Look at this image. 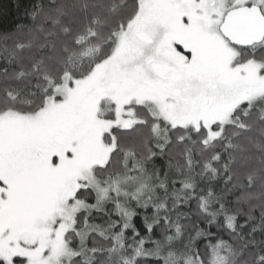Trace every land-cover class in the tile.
I'll use <instances>...</instances> for the list:
<instances>
[{"label": "trees", "instance_id": "1", "mask_svg": "<svg viewBox=\"0 0 264 264\" xmlns=\"http://www.w3.org/2000/svg\"><path fill=\"white\" fill-rule=\"evenodd\" d=\"M140 2L0 0V117L6 113L37 114L48 103L55 85L90 74L113 54L117 33L136 18ZM236 47L239 63H264V41ZM127 107L133 110L136 122L105 133L104 142L113 146L106 161L93 172L102 181L126 178L121 182L123 193H112L98 207L76 214L75 228L67 233L66 241L81 255L74 256L71 264L77 260L99 264L95 254L87 251L94 246L115 247L100 258L104 264H162L146 260V252L162 255L167 264H200L194 254L197 247L205 264H257L255 257L264 250V99L241 104L231 121L224 125L216 122L209 128L173 126L144 104ZM114 116L113 111L106 114L110 119ZM211 130L218 135L212 137ZM89 188L79 199L97 204V192ZM137 201L149 205L147 212L135 206ZM125 211L139 213L134 223L142 234L141 217L147 215L149 222L158 220L152 238L160 244L141 248L138 240L131 238V229L119 236V228L114 229L112 222L118 220L122 227L127 221ZM165 215L170 223L163 221ZM230 216L236 217L235 232L226 226ZM245 221L248 226L241 230L239 225ZM167 235L173 237L171 244ZM192 238H196L195 245ZM16 262L25 260L17 257ZM0 264L5 263L0 260Z\"/></svg>", "mask_w": 264, "mask_h": 264}, {"label": "rangeland", "instance_id": "2", "mask_svg": "<svg viewBox=\"0 0 264 264\" xmlns=\"http://www.w3.org/2000/svg\"><path fill=\"white\" fill-rule=\"evenodd\" d=\"M252 4L264 10V0H141L132 28L117 33L113 54L90 74L55 85L48 103L37 114L0 117V128L5 130L27 131L47 123L50 135L44 166L62 177L55 191L25 198L7 167L0 173L7 185L0 189V260L5 264H71L77 250L69 247L67 233L75 228L73 221L80 210L93 208L85 207L89 203L81 200L78 211H73V201L65 202L63 197L74 180L64 176L81 177V182L96 190L97 200L123 193L121 182L126 178L102 181L93 172L106 161L113 146L104 142L105 133L136 122L129 104L147 105L173 126L209 128L216 122L231 121L241 104L264 99V63H239L238 48L220 30L229 10ZM183 43L202 66L180 86L171 81H180L191 67L180 65L179 59L185 61V57L177 48ZM160 71H166V76ZM199 76L202 79L197 81ZM110 111L114 119L106 117ZM218 133L211 130L212 137ZM71 153L75 156L70 158ZM52 154L61 156V169H52ZM99 189H106L107 195ZM62 223L72 225L63 241L57 233ZM17 257L25 262L17 263Z\"/></svg>", "mask_w": 264, "mask_h": 264}, {"label": "snow or ice", "instance_id": "3", "mask_svg": "<svg viewBox=\"0 0 264 264\" xmlns=\"http://www.w3.org/2000/svg\"><path fill=\"white\" fill-rule=\"evenodd\" d=\"M231 13H229V16ZM137 16H139V13H137ZM135 17L133 20L128 22V29L130 30L132 28L133 23L135 22ZM121 27H124L122 24ZM177 52L181 55H184L186 61H194L195 56L191 49L186 48L183 44H180L177 48ZM50 135V129L49 125L47 123H43L41 125H38L37 127L27 130V131H21L18 129H8L5 130L3 128H0V173H2L7 167V171L9 176L12 179V182L16 185L19 192L24 196L25 198H39L40 196L55 191L58 187V182L61 180V174L60 173H54L51 171V169L46 168L45 162L48 159V154L45 153L44 148L46 145V142L48 140V137ZM113 141H115L116 137H112ZM75 153H71L70 158L74 157ZM216 159H219V155L216 156ZM105 165H101V167H104ZM51 167L52 169H61V156L59 154H52L51 155ZM65 180L73 181L70 182L68 186L67 193L64 195L63 199L65 202L68 200L73 201L72 209L73 211H78L77 205H81L82 201L79 199V195L82 193H86L90 190L89 185L86 183L81 182L82 178L77 176L75 178L64 176ZM175 183V181H173ZM249 183L251 184V180H249ZM7 185L5 184V181L3 179H0V189L6 188ZM184 187L191 188L192 185L185 184ZM100 192H103L104 195H107L106 189H99ZM211 190H209V195H211ZM0 198H3V192L0 191ZM104 197L101 196L97 200V203H99L100 199H103ZM201 200H203V197H201ZM137 208H143L145 212H147L149 205L147 203L141 204L139 201H137L136 205ZM85 207L88 208H94L96 207L95 204H89L85 205ZM153 208H155V205H152ZM160 207H163L161 205ZM203 208V204L201 205ZM221 208L224 207L223 204L220 205ZM117 208H119V204H117ZM125 216L127 217V221L123 223L122 227H119L120 221H113L112 227L114 229L119 228V236H123L125 233V230L131 229L132 230V239L138 240L140 247L143 248L145 244L150 245H159L160 240L153 239V233L157 226L159 225V221L149 222V217L147 215H144L141 217L143 220V229L144 234L141 233L139 228L136 227L134 223V218L139 215L136 211L128 212L125 211ZM67 219H71V216H68ZM163 221L165 223H170L169 217L165 215L163 218ZM236 217L230 216L226 217V226L229 229H232L233 232L236 231ZM75 223V221H73ZM88 223V217H84V224L87 226ZM209 225L212 224V221L208 222ZM247 221L245 223L240 224L239 227L242 230L243 228L247 227ZM72 228L71 224H68L65 226V224H61L59 229H57V233L60 237V239L63 241V237L68 229ZM203 230H200L196 233V237H199L201 235ZM253 232L257 231L256 228L252 229ZM176 232L179 234L180 228L179 226L176 227ZM76 235L78 236L79 233L77 232ZM101 236H103V233H100ZM107 239V238H105ZM118 239V238H117ZM169 244L173 241V237L171 235H167L166 237ZM93 244H97V240L95 237H92ZM192 243L195 245L196 238H192ZM82 247H86L85 243L81 242ZM120 247L123 248L124 244L123 242H120ZM87 251H90L91 253L95 254V257L99 260V264H104L103 259H100L103 257L104 253L107 252H113L115 251V247H92L91 249H87ZM137 256L140 255V250H136ZM194 254L197 257V259L200 261V264H205L204 259L201 257L199 248L194 249ZM74 256H80V252L73 253ZM168 255H172L171 252L168 253ZM144 258L146 260H155L162 262V264H167V260L160 254H157L155 256H152L149 253L144 254ZM257 264H264V250L260 252L256 257ZM75 264H81L79 260L75 262ZM84 264H88L87 261L84 262Z\"/></svg>", "mask_w": 264, "mask_h": 264}, {"label": "water", "instance_id": "4", "mask_svg": "<svg viewBox=\"0 0 264 264\" xmlns=\"http://www.w3.org/2000/svg\"><path fill=\"white\" fill-rule=\"evenodd\" d=\"M220 30L235 46L260 44L264 41V12L253 4L233 8L225 15Z\"/></svg>", "mask_w": 264, "mask_h": 264}, {"label": "flooded vegetation", "instance_id": "5", "mask_svg": "<svg viewBox=\"0 0 264 264\" xmlns=\"http://www.w3.org/2000/svg\"><path fill=\"white\" fill-rule=\"evenodd\" d=\"M184 44V43H183ZM185 45V44H184ZM185 47L187 48V46L185 45ZM189 49V48H188ZM193 52V51H192ZM194 56H195V54H194ZM177 57V56H176ZM180 58V57H179ZM178 58V59H179ZM181 60L182 59H179V61H180V65H181V67L183 66V65H186L187 63L188 64H190V68L187 70V71H185V73L183 74V78L179 81V80H174V81H171V80H168V81H171V82H174V83H178V84H180V86H182L183 84H184V78L187 76V75H189V74H192L195 70H196V68H195V70H194V68H192V66L193 65H195L196 67H199V66H202V65H200V64H198L199 62H197V59H195L194 61H183L182 60V62H181ZM148 68H150V67H148ZM153 68V67H152ZM202 69H203V67H201ZM163 70V69H162ZM160 72H162L161 74H162V76H166V71H160ZM156 74V73H155ZM156 76H158L157 74H156ZM202 79V77L201 76H199V77H197L196 78V80L197 81H199V80H201Z\"/></svg>", "mask_w": 264, "mask_h": 264}]
</instances>
